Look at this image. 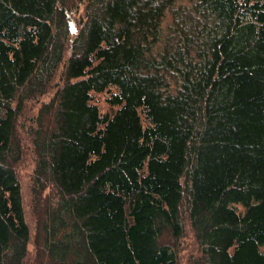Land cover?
<instances>
[{
  "label": "trees",
  "instance_id": "16d2710c",
  "mask_svg": "<svg viewBox=\"0 0 264 264\" xmlns=\"http://www.w3.org/2000/svg\"><path fill=\"white\" fill-rule=\"evenodd\" d=\"M187 223L264 264V0H0V264H179Z\"/></svg>",
  "mask_w": 264,
  "mask_h": 264
},
{
  "label": "rangeland",
  "instance_id": "374dc122",
  "mask_svg": "<svg viewBox=\"0 0 264 264\" xmlns=\"http://www.w3.org/2000/svg\"><path fill=\"white\" fill-rule=\"evenodd\" d=\"M183 2L186 3V1ZM83 10H84V6H81L80 11L74 13L73 15V20L71 24V34L73 35V37L79 31ZM171 24H172V12L170 10L166 14L163 21V27L165 33L168 32V29ZM69 54H70V48L68 49L67 55ZM53 92L54 89H52L51 92L48 91V93L45 96H43V100L50 98L53 95ZM107 97H108L107 93L97 94L95 96V102L98 104V106L100 107L103 113L111 112L113 110V107H111L107 101ZM41 99L42 98H40L39 100ZM37 111H38V106L36 102H33L29 105V107L23 113V116L20 119L19 136L21 138L24 147V156L21 162L17 166V171L24 189L26 210L32 227H34L35 225L34 216L32 214V207H33L32 190H33V171L36 162V155L34 153V147H33L34 145L32 142V138L29 135V132H26L25 129L27 127L32 126L33 118L37 114ZM174 247L178 253L179 264H191L194 257L199 256L200 254L199 245L196 241L194 231L190 223L186 224L185 236L180 241L175 243ZM29 248L32 249L33 247L30 245Z\"/></svg>",
  "mask_w": 264,
  "mask_h": 264
}]
</instances>
